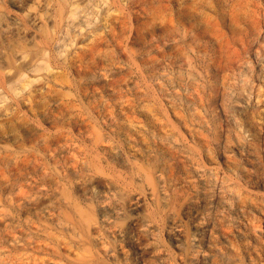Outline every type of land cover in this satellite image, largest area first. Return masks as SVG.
Segmentation results:
<instances>
[{
	"label": "rangeland",
	"instance_id": "1",
	"mask_svg": "<svg viewBox=\"0 0 264 264\" xmlns=\"http://www.w3.org/2000/svg\"><path fill=\"white\" fill-rule=\"evenodd\" d=\"M108 1L112 11L110 17L120 16V13L126 15L131 5L135 9L141 2V0H128L131 1L129 3L127 0ZM156 1H159V5ZM161 2L163 3V0H154L152 4L156 5V8L150 4V10L140 15L141 30L148 38L146 37L140 44L128 43L131 35L129 26L126 32L121 34L124 38L122 41L127 42V47L123 46L116 50L113 39L120 38L118 35L120 30L116 28L115 35H112L108 28H103L104 20L101 17L104 16L105 6H100L101 11L95 15L92 13L94 2L83 1L84 8L81 9V13L73 22H69V36L75 35L73 43L67 50L69 60H77L81 58L80 55L83 57L87 53L88 56H84L85 60L81 58L83 59L81 64L88 67L86 68L89 70L86 71L88 78L85 76L80 79L84 82L80 83V87L83 86L80 89L79 79L69 73V79L72 78V81L69 80L72 82H69V97L61 98H69L70 122L67 124L65 119L63 120L65 124L59 121L61 123L56 127L57 129L60 127L58 130L54 131L56 128L52 123L42 122L40 114L36 115L37 118L27 112L30 104L26 100V91L31 86L32 89H38L45 80L50 83L53 80L50 75L43 74L44 79L35 80L31 86L19 93L24 99V102L20 100L22 104L16 101L15 97L13 100L9 99L11 92L1 85L0 97L9 98L0 101V129L3 131L0 133V153L4 154L5 151L7 156L13 155L14 157L9 156L6 160L12 158L16 161L14 163L12 160H9V163H5L6 160L0 161V264H69L72 253L69 252L68 226L69 222L75 221L79 225L91 221L98 229L100 228V231L105 230L101 233L107 234L110 246H116L117 252L124 250L125 255L127 254L122 263L115 260L117 264H231L232 260L236 261L235 264H264V190L249 186L248 183L246 186L244 176L240 178L244 175L241 167L244 170L250 169L247 165L250 142L259 141L258 149L264 150V134L250 133V126L246 125L248 122L256 121L253 125L256 129L259 126L260 129L259 123L264 121L260 120L264 115V96L257 98L252 95L245 101L246 92L238 97L237 91H229L236 102L232 104L235 106V121L232 117L225 121L228 122L225 128L231 129L229 133L220 134V141L223 142L221 141V145L218 146H223L222 148L214 142L216 133H212L210 119L206 120L208 123L206 122L203 129L197 128L196 123L191 124L195 121H191V111L187 106L182 107L178 100L177 102L167 100L165 96L166 89L170 92L173 90L166 78L170 76L167 75L170 73L168 63L176 61L177 58L175 54L169 56L163 44L164 12L161 11L163 9ZM239 3L240 7L236 11L239 16L238 27L246 29L247 20L253 11H256V17L264 27V0H240ZM119 7H123V10ZM116 8L123 12L119 13ZM6 12L16 13L18 18L11 21L10 31L0 27V68H3L8 57L18 56L22 47L32 45L34 39L44 33L42 20L30 17V13L43 15L45 12L38 0H28L22 7L14 5L9 0H0V13ZM92 14L95 15L93 22L97 25V32L104 41L98 33L102 47L98 46L101 49H96L93 62H89L90 35L94 24L84 26L79 34L76 28L73 29V24L80 23L82 19L89 20V17L92 19L94 16ZM110 17L107 20L110 21ZM261 31V35H255L253 31V34L250 32L245 36V49L239 46L243 59L238 64L239 69L232 81L236 85H241L243 80L247 79L253 82L255 92L264 90V32ZM62 43L61 40L54 48L58 49L57 46ZM112 47L115 49L112 50ZM92 68L94 71L90 72ZM55 71L60 70L54 69L53 72ZM28 73L34 74L31 70ZM244 74H247V77ZM76 85L82 92L77 91ZM32 95L34 101L39 100L38 91ZM6 104L12 108H19L21 113L24 110L27 122L32 126L31 124L28 126V123L22 120L7 121L2 110ZM172 107L177 108V115L172 112ZM250 116L253 118L251 121ZM221 119L224 121L226 116L223 115ZM43 129L46 130L45 133H42ZM255 134L259 139L256 140ZM226 136L231 137L230 140ZM53 138H56L55 141ZM64 148L65 151H62ZM252 153L250 157L257 154ZM260 153L262 155V151ZM16 155L20 157L19 161L15 158ZM61 155L64 156L60 157ZM21 158H24L23 161ZM27 159L29 160L25 161V164L24 160ZM15 162L20 164L21 169ZM196 168H199V171ZM215 175L220 179L216 178L217 176L213 177ZM157 176H161L165 182L158 183ZM262 176L264 178V172ZM221 178L227 181L221 184ZM239 187L241 194H237L240 193ZM243 187L247 194L243 192ZM247 187L254 190L250 188L249 191ZM218 190L222 192H217ZM235 193L237 196L241 195L243 199L238 198ZM35 195L40 198H36ZM104 203L109 204L111 210L103 217L99 205ZM239 203H244V206ZM48 205L53 209L51 210ZM56 209L58 211L63 209L64 214L59 211V216ZM70 216L71 219L67 218ZM143 218L149 219L152 223L153 232L149 234L141 232L139 224ZM78 221H81V224ZM64 222L68 225L64 226ZM12 233L13 236H17L16 240L12 239Z\"/></svg>",
	"mask_w": 264,
	"mask_h": 264
},
{
	"label": "bare ground",
	"instance_id": "2",
	"mask_svg": "<svg viewBox=\"0 0 264 264\" xmlns=\"http://www.w3.org/2000/svg\"><path fill=\"white\" fill-rule=\"evenodd\" d=\"M9 1L11 3H13L14 5L22 7L23 5H25L27 3L28 0H9ZM83 1L84 0H81V1H78V0H72V1H69V0H38V3L42 7V10H45V12L43 15L30 13V17H31V19H35V20H37V19L42 20V23L44 24V33H42V35H38L34 39V43L32 45H25L24 47H22L21 50L19 51L18 56L8 57L3 68H0V87H1V85L4 87H7L8 91L11 92V94H12L10 98L8 96L7 97H5V96L0 97L1 102L3 100L5 101V99L8 100V98L13 100L14 97L17 98L16 101H18V102L20 100L23 101L24 100L23 97L19 94L21 91H23L26 87L31 86V84L35 80L44 79L43 74H46L48 76L50 75L53 78V80L50 83L47 82V80H45L43 85L41 87H39L38 89H32L33 86H31V88H28V90L26 91L27 92L26 93L27 94L26 100H27L28 104H30L28 109H27V112H29L33 116H36V115L39 116V114H40L41 120H43L42 122H44V121L50 122V123H52V125H54L55 128L57 127L58 123H61L59 121H62L65 124V122L63 121L64 119L67 121V124H69V122H70L69 121V98L68 99L61 98V97H69V84H70L69 82L72 81V78L69 79V75H70L69 73H71L72 76H74V78L79 79V81H80V79L85 78V76H86V79L88 78L87 74H86V71L88 70V69L86 70V68H88V67H83L81 64L83 62V59L85 60L84 56L85 55H86V57L88 56L87 53L85 55L83 54L84 55L83 57L81 55L79 56L83 59L77 57L78 58L77 60L76 59L75 60H69V52L67 50V47L73 43L74 35H75V34L74 35L71 34V36H69V31H70L69 30V28H70L69 22H73V20L76 19V17L79 15V13H81V9L84 8L83 7L84 5H82ZM87 1H90V0H87ZM92 1L94 2L92 13H95V15L98 13L100 6H102V7H103V5L105 6V9L102 8V9H104V16L101 17V19L104 20L103 21V28H108V32L112 35H115L116 28H119L118 30H120V32H118L119 33L118 35H120V38H118V39H120V40H118L117 38L115 40L113 39V41H115L116 50H120L121 48H123V46L127 47L126 46L127 42L131 43V44H135V43L140 44V43L144 42L147 35H145L141 30V23L142 22L140 23L139 21H140V17H142V16H140V15L146 14L147 11L150 10L149 8L151 6L149 7V5L152 4L154 2V0H141V2L136 1V3L139 2L140 5L137 7L133 6V7H135V9L132 8V5L130 4L131 6L130 7L128 6L130 8V10H127L126 15H124L123 13H120L123 11H119L118 8H116V10L119 11L120 16H121V14H123L121 17L120 16L110 17L112 15V11H111V7H110L111 6L110 2L108 0H92ZM129 2H131V1H128L127 3H129ZM158 2L156 1V3H158ZM239 2H240V0H163V3L161 2L163 9L159 8V9H161V11L164 12V16L162 15V17L164 18V21H163V23H164V26H163L164 34L162 37L164 43L163 42L162 43L165 45L169 56L175 54V56L177 58L176 61H170L168 63L170 73L169 74L167 73V75H170V76L166 77V78H168L167 79V80H169L168 83L172 87L173 90L170 92L169 90L166 89L167 92L165 93V96L168 98L167 100L170 99V100H173L174 102H177L176 100H178L179 103H181L183 105L182 107L187 106V108L191 111L190 112L191 113L190 115L192 117L191 121L192 120L195 121V122H191V124L196 123L197 128L200 127L203 129L204 125L207 122L206 120L210 119V121L212 123V130H213L212 133H216L214 135L215 136L214 142L216 143L217 146L222 141V140L220 141V139H221L220 134L221 133H229V131L231 129V128L230 129L225 128V126L227 127V124H228V122H225V121H228V118H230V117H232V119L235 121V118H234L235 106H233L232 104H234L236 102H235L234 98L232 97L231 92H229V91H231V90L237 91L238 97L242 96V94L244 92H246L247 97H246L245 101L248 100L252 95L254 97L256 96L257 98H259L260 96H264V90L263 91H256V92L253 91V86H252L253 82L248 81L247 79H244L243 83L241 85H236L235 83L232 82L233 78H235L236 71L239 69L238 64H240V62L243 59V55H242V52L240 51L239 46H241L242 49H245V47H244L245 36L250 32H251V34H253V31L255 32V35H259V34L261 35V32H262L261 30H263V32H264V29H263L264 27L260 25V19L256 17V11H253L252 14H250L249 19L247 20L246 29H242V28L237 26L239 24V16H238V13L236 11L239 9L238 7H240ZM132 4H133V2H132ZM120 5H122V4H120ZM158 5H159V3H158ZM152 6H153V4H152ZM125 7H126V4H125ZM153 7L156 8V5H154ZM119 8H121V7H119ZM122 8L120 10H123ZM151 10L153 11L154 9H151ZM100 11H101V8H100ZM155 11H157V10L155 9ZM124 13H126V12H124ZM154 14H155V12H154ZM92 15H94V14H92ZM95 15L92 17V19H91V17H89L91 20L90 19L89 20L82 19L83 21L82 20L80 21V19H79L80 23H77L76 25L73 24L74 25V26L72 25L73 29L76 28V31L79 34V32L82 31V28L84 26L88 27V26L92 25L91 23L94 24L93 18L95 17ZM160 16H161V14H160ZM108 17H110V21L107 20ZM17 18H18V15L14 12H6L4 14L0 13V27H4V29L6 31H10L11 26H9V25L11 24V21L16 20ZM84 18H86V16H84ZM97 18H100V17H97ZM99 22H100V19H99ZM159 22H160V20H159ZM128 23H129V25H128ZM132 25H135V26H132ZM129 26H130L129 30H130L131 35H129V41L124 43V41H122L124 38L121 37V34L126 32V30L128 29ZM93 27H94V29L91 28V30H93V31H92V34L90 35L91 36V42L90 43L92 45L90 44V49H89L90 53H88L90 56L88 58L91 59V60L89 59L90 60L89 62H93L92 60H93L94 54L97 53V52H95L96 49L97 48H98L97 50L101 49V48L99 49V47L101 45L100 41L102 38L101 34L99 32H97V25L96 24H94ZM98 33L100 34L101 38L99 37ZM112 35H111V38H112ZM116 35H117V33H116ZM118 35H117V37H118ZM152 36H154V35H152ZM113 37H115V36H113ZM61 40L63 41V43L61 45L57 46L58 49H55L54 45L58 44V42H60ZM102 40L104 41L103 38H102ZM110 42H111V40H110ZM101 47H102V45H101ZM113 47H112V50L115 49ZM124 50H126V49L124 48ZM75 61H78L79 63L76 64ZM89 62H87V63H89ZM83 64L85 65L86 62H84ZM93 65H94V63H93ZM54 69H58L60 71L53 72ZM93 69L94 68H92V70L90 72L94 71ZM29 70L34 72V74L30 75L28 73ZM88 72H89V70H88ZM91 74H93V73H91ZM244 75H245V77H247V74H244ZM249 77H250V75H249ZM86 79H84V80H86ZM69 80H71V81H69ZM73 82H75V81H73ZM81 82H83V81L81 80L79 82V85H78L79 87L81 85L80 84ZM77 84H78V82H77ZM76 87H77V85H76ZM42 88H44V89H42ZM81 88H83V86H81L80 89ZM78 89L79 88L77 87V91H79ZM120 90H122V89H120ZM37 91H38L39 100L34 101V97L32 94H33V92H37ZM80 91L82 92V90H80ZM182 92H184L185 94ZM84 93H85V91H84ZM113 94H115V93H113ZM183 94L185 95V97ZM17 95H19V97ZM20 96L22 97L21 99H19ZM173 101H169V102H173ZM102 103H103V101H102ZM21 104H22V102H21ZM16 106H17V103H16ZM169 108H171V107H169ZM18 109L14 108V107L12 108L11 105H9V104L4 105L2 110L4 111V115H6V118H7L6 120L12 121V122L15 120H20V121L22 120V121L28 123V126H29V124H31V123L27 122L28 119L25 117L26 113L24 114L23 113L24 110H23L22 111L23 114H22L21 110L20 109L18 110ZM176 109L177 108H175V107H172V109H171L174 114L177 113ZM166 110H167V108H166ZM178 110H179L178 113H180V109H178ZM263 114H264V111H263ZM190 115H187V116H190ZM223 115L226 116V119L224 121H222V119H221V117ZM252 116H250V118ZM64 117H66V118H64ZM263 117H264V115H263ZM263 117L262 118L259 117L260 120H263L264 119ZM188 118H186V119H188ZM253 118L255 119L256 117L253 116ZM253 118H251L250 121L253 120ZM183 119L185 120V118H183ZM78 120L76 119V121H78ZM71 122H72V120H71ZM252 122H250V123L248 122V124H246V125H248V127L250 126L249 127L250 133L252 132V133H263L264 134V123H263L264 121L259 123V125L261 124L260 129H259L258 125H257L258 129H256L255 125H253L256 121H254V123H252ZM37 123L38 122H36L35 125H37ZM63 123H62V126H64ZM44 125H46V124H44ZM59 125L61 126V124H59ZM71 125H72V123H71ZM73 125H74V122H73ZM82 125H85V124H82ZM31 126H32V124H31ZM232 126L234 127V125H232ZM40 127H42V126H40ZM66 128H67V126H66ZM58 129L56 128V129H54V131L58 130ZM67 129H65V130H67ZM202 129H201V131L203 132ZM257 130H259V131H257ZM47 131L49 133V130H47ZM68 131H69V129H68ZM43 132L45 133L46 130L44 131V129H43L42 133ZM63 132L68 133L67 131H63ZM210 132H211V130H210ZM0 133H3V131L1 129H0ZM50 133H52V132L50 131ZM58 133H60V131ZM255 136H256V134H255ZM255 136H254V138H255ZM226 137H228V136H226ZM230 138H229V140H230ZM257 138L259 139L258 136H256V140H257ZM54 139H56V138H53V140ZM225 141H227V140H225ZM258 142L259 141L250 142V147L248 149L250 151L249 152L250 154L248 153V156H247V158H249V160H247L248 161L247 165H249L248 168L250 167V169L244 170V168L241 167L240 170L242 172L244 171V175H241L240 178L242 176H244V178L246 180L245 181L246 186L248 183L249 186H252V187L254 186L255 188H258V189L261 188L264 190V178L262 176V174L264 172V150L258 149L259 144H260ZM66 145H69V144H66ZM207 146H209V145H207ZM49 147H50V145H49ZM69 147H70V145H69ZM222 147H219V148H222ZM227 148H228V146H227ZM66 149H67V146H66ZM225 149H226V147H225ZM47 150L50 151L49 148H47ZM63 150L65 151V148L62 149V151ZM68 150L69 149H67V151ZM223 150H224V148H223ZM62 151L60 150V152H62ZM261 151H262V155L260 153ZM252 152L255 154L257 153L256 156L250 157ZM8 153H10V151ZM218 154H219V152H218ZM8 155L13 156L10 154H8ZM67 155H69V154H67ZM9 156H7V154H5V151H4V154L0 153V161H2V162L5 161L7 159V157H9ZM17 156L18 155H16L15 158L18 159V161H19L20 157L18 156L19 157L18 158ZM63 156L64 155H61L60 157H63ZM224 156L226 157V155H224ZM23 159H22V161H23ZM9 160H12V158L8 159V161ZM28 160L29 159L24 160V163H25V161H28ZM8 161L6 160L5 163L6 162L9 163ZM14 161H16V160H12V163H14ZM171 161H173V160H171ZM12 163H11V166H12ZM170 163H172V162H170ZM18 164L16 163L15 165H18ZM237 164L236 165L234 164V165L237 166ZM22 165H23V163H22ZM7 166H8V164H7ZM169 166L167 165V167H169ZM33 167L34 166H32V168ZM244 167H246V166H244ZM19 168H20V164H19ZM15 169H16V167H15ZM229 170H230V168H229ZM153 171H155V170H153ZM215 173H216V171H215ZM217 174H218V172H217ZM230 174L232 175V173H230ZM230 174H229L228 178H230ZM192 176H194V175H192ZM216 176L217 175H215L213 177H216ZM219 177H220V175H219ZM156 178H157L158 183L159 182H162V183L165 182L161 176H157ZM199 178H201V177H199ZM216 178H218V176ZM50 179H54V177L53 178L51 177ZM209 179H211V177ZM218 179H220V178H218ZM236 179H235V181H236ZM214 180H215V178H214ZM222 180H223V182H222ZM222 180H220L221 184L225 183L227 181V180L224 181L225 179H222ZM241 180H243V179H241ZM53 181H55V180H53ZM216 181H217V179H216ZM232 181H233V179H232ZM154 183H155V181H154ZM169 183H170V181H169ZM242 184H243V182H242ZM210 185H211V183H210ZM235 185L237 186V184H235ZM205 186H206V184H205ZM195 187H196V185H195ZM250 188L248 189V187H247V189L249 191H250ZM243 189H245V188L243 187L242 190ZM251 189L254 190V188H251ZM59 190H61V188ZM221 190H218L217 192H220ZM240 190L241 189L239 187L238 192H240V193H237V194H241L242 191H240ZM178 191L180 192L181 190H178ZM225 191L227 192L226 189H225ZM226 192H225V194H226ZM243 192H244V190H243ZM255 192H257V191H255ZM220 193H218V194L220 195ZM244 193H246V192H244ZM260 193H262V192H260ZM249 194H251V193H248V195ZM36 195H35V197L37 198L38 196H36ZM219 195H217V196H219ZM235 195H236V193H235ZM254 195H256V193ZM259 195H261V194H259ZM262 195H263V193H262ZM240 196H237V197L240 199H243ZM245 196H247V195H245ZM196 197H198V196H196ZM38 198H40V197H38ZM174 198H176V197H174ZM198 199H200V198H198ZM36 201L38 203V199ZM168 201H169V196H168ZM212 201L214 202V200H212ZM240 202H241V200H240ZM242 202L245 203V201H242ZM64 203H66V202H64ZM187 203L188 202H186V204ZM207 203H208V201H207ZM62 204H60V205L62 206ZM37 205H39V204H37ZM51 205H52V203H51ZM51 205H48V206H50L49 208L52 210L53 207H51ZM60 205H59V207H60ZM52 206H54V205H52ZM56 206H58V205H56ZM108 206H109V204L106 205L105 203L102 205L101 204L99 205V210H101V212L103 213V217L106 216L107 214H109L108 210H111ZM188 206H189V204H188ZM45 208H46V206H45ZM49 208H47V209L50 210ZM47 209H45V210H47ZM183 209H184V207H183ZM48 210H47V212H48ZM54 210H55V208H54ZM83 210H86V209H83ZM173 210H174V208H173ZM56 211H58V210L56 209ZM59 211H61V209ZM59 211L57 213L60 216ZM62 211H63V209H62ZM62 211H61V213L64 214V212H62ZM68 212L70 213V211H68ZM171 212H172V210H171ZM53 213L55 214V211H53ZM53 213L52 214L49 213V214L53 215ZM55 216H57V215L55 214ZM59 218H61V217H59ZM67 218L71 219V216L67 217ZM55 219H58V217L57 218L55 217ZM76 220H78V218H76ZM69 221H71V220H68V222ZM59 222H61V221H59ZM78 222H80V224H81V221H78ZM65 225H68V224L65 223L64 226ZM82 225H79L78 223H76V221L75 222H69V226H68L69 229H68V227L65 228V230H67V229L69 230V233H68L69 234V250H70L69 252L72 253L71 257H69V264H114V263H116L115 260H117V262L121 261V263H122V261L124 260V258L126 257L127 254L125 255V253L123 252L124 250L121 252H117V250L115 248L116 246H114V247L110 246V242L108 241L107 234L101 233V232H105V230L100 231L99 230L100 228L98 229V227L95 226L96 224L92 223L91 221H86L85 224L82 223ZM139 225H140V228H141L140 230L142 233L144 232V233L149 234V233L154 231L152 223L149 221V219L147 220V218L146 219L143 218L142 220H140ZM64 226H63V228H64ZM109 231H111V230H109ZM118 233H119V231H118ZM193 233H192V235H193ZM11 237L13 240L17 239L16 238L17 236L16 237L13 236V233H12ZM18 238H20V237H18ZM113 238H115V237H113ZM17 241H19V240H17ZM120 248H122V246ZM198 252H196V253H198ZM127 253H128V251H127ZM128 256H127V258H128ZM238 261H240V260H238ZM230 262H231V264L236 263L235 260H232ZM196 263H198V262H196Z\"/></svg>",
	"mask_w": 264,
	"mask_h": 264
}]
</instances>
